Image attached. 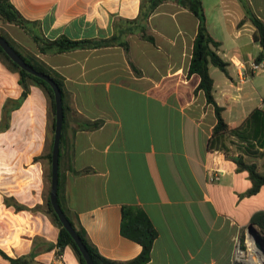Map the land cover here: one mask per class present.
I'll return each instance as SVG.
<instances>
[{
  "label": "crops",
  "instance_id": "1",
  "mask_svg": "<svg viewBox=\"0 0 264 264\" xmlns=\"http://www.w3.org/2000/svg\"><path fill=\"white\" fill-rule=\"evenodd\" d=\"M11 2L26 19L39 21L40 33L49 39L116 36L109 46L39 53L21 28L6 23L13 39L62 77L57 196L64 212L78 220L97 251L120 261L141 251L138 242L120 233L126 205L141 208L157 231L145 264H233L236 243H252L248 226L254 214L264 212V184L249 193L252 183L246 167L254 164L264 175V149L257 155L245 154L243 142L234 136L225 148L208 149L216 123L214 107L197 88L200 77L188 73L196 16L172 0L161 3L146 23L144 34L152 37L149 40L141 36L135 22L124 20L138 16L140 0ZM201 2L207 31L219 44L218 55L228 63L227 73L208 65L213 97L223 107L224 120L237 127L257 108L263 94L254 87L256 103L252 105V98L235 99L233 89L241 90L255 74L250 73L249 64L261 55L263 43L249 14L262 22L264 0ZM0 90L2 106L7 98H18V78L5 82ZM2 106L0 134L28 120L29 136L19 143L23 153L18 156L21 161L28 153L44 158L47 206L48 153L53 142L47 95L39 85H31L20 106L10 112L7 125L1 124ZM95 121L100 122L98 127L86 128ZM30 145L33 149L27 152ZM12 157L0 158L2 181L12 173ZM212 171L218 174L215 181L209 180ZM38 173H33L34 189L40 193L44 182ZM20 176L19 172L16 177ZM39 199L32 206L13 192L2 196L0 250L13 258L30 254L29 264H80L70 245L60 250L55 246L58 227L42 209L41 195ZM7 263L0 253V264Z\"/></svg>",
  "mask_w": 264,
  "mask_h": 264
},
{
  "label": "trees",
  "instance_id": "2",
  "mask_svg": "<svg viewBox=\"0 0 264 264\" xmlns=\"http://www.w3.org/2000/svg\"><path fill=\"white\" fill-rule=\"evenodd\" d=\"M167 0H140L138 16L132 20L124 19L127 22H135L138 25V32L142 37L151 40L152 37L145 35L146 23L149 16L157 9V7ZM182 8L193 13L198 19L197 32L193 41L192 56L188 67V73H196L200 77L197 88L203 90L208 103L214 107L216 123L212 129L211 135L207 141L208 149H223L226 146V141L230 136L236 137L240 142H243V152L248 155H257L260 149H264V112L258 108L250 111L244 121L237 127H230L222 116L223 107L219 106L213 97V79L209 74L208 65L212 64L218 67L224 73H227L228 63L224 61L217 53L216 42L208 33L206 21L201 0H172ZM247 13L249 11L247 10ZM254 25L259 30V37L264 43V30L262 23L254 16L249 14ZM0 22L11 23L21 28L35 43L39 53H60L73 49L95 48L112 45L116 36L108 38H91V39H71L66 35H60L56 38L49 39L44 37L40 32V22L37 20H28L14 7L11 0H0ZM38 28V31L35 28ZM0 35L3 36L8 43L16 50V52L34 69L48 74L57 83L63 94L62 77L51 69L44 61L36 54L32 53L9 34L0 29ZM120 45L126 48V43L121 42ZM0 60L11 70L18 73V84L21 87V93L18 98H7L2 106L1 124H8L10 112L18 108L22 101L27 96L31 85H39L46 93L51 119V130L54 131V98L51 87L41 78L36 77L24 69H21L15 64L0 47ZM134 68V65L132 64ZM63 104V102H62ZM64 113V112H63ZM64 116V115H63ZM99 121L92 124H87L86 128H96L99 126ZM234 143L233 140H229ZM48 159L51 160V152L48 153ZM239 162V160H238ZM249 170L251 179V188L249 193H256L264 184V175L256 170L254 164L246 166ZM59 201V200H58ZM21 206L16 205L19 209ZM63 210V208H62ZM64 211V210H63ZM47 213L50 215L54 224L58 227V234L55 246L62 249L70 245L79 258L80 264H86L85 260L75 245L72 237L67 230L61 225L56 214L54 213L49 199L47 200ZM65 213V212H64ZM66 214V213H65ZM68 220L81 237L86 245V248L92 258L94 264H145L150 259V252L153 241L157 235V231L148 218L147 214L139 207L126 206L122 207L120 233L141 245V251L135 257L128 260H112L103 257L88 240L84 228L80 225L76 218H72L66 214ZM252 223L257 225L264 232V212H258L253 215ZM0 253L7 259V264H29L32 256L24 255L20 257H9L0 250Z\"/></svg>",
  "mask_w": 264,
  "mask_h": 264
},
{
  "label": "rangeland",
  "instance_id": "3",
  "mask_svg": "<svg viewBox=\"0 0 264 264\" xmlns=\"http://www.w3.org/2000/svg\"><path fill=\"white\" fill-rule=\"evenodd\" d=\"M0 29L4 32L7 33L8 25L4 22H0ZM7 30V31H6ZM9 32V31H8ZM8 34V33H7ZM13 35H16V37H19L15 32H12ZM19 39V38H18ZM7 66L0 60V87L4 85L5 82L7 83H14L16 82L18 75L14 72H10L7 68ZM212 68H215L212 66ZM217 72L220 73V71L216 68ZM252 82H248L246 84H242V89L237 90L236 88L233 89V94H235V99H244L247 100L249 98L251 99L252 105L256 103L255 100V92H253V88L257 87L259 90H261V93L264 94V71H259L254 74V76L251 77ZM253 85V87H252ZM235 86H238L237 84ZM253 90V91H252ZM2 96H3V91L0 90V107L2 106ZM254 98V99H253ZM4 104V103H3ZM23 123H21L18 127L10 130L7 134L3 135L0 134V158L5 156L9 157L10 154H14L15 157H12V166H11V175L4 179L2 181V173L0 174V203L2 202V196L4 194H8L9 192H13L18 198H25L28 201V204L32 205L36 201H40L39 195L42 197V209L45 210L47 209L46 206V195L48 191V184L45 182L44 179V172L46 168L45 160L43 157H32V153H28L27 156L25 157L24 161L20 160V157L18 156V153H23V151L19 150V143L23 140H25L29 134L26 133V131L29 129V123L26 118H24ZM28 151H31L33 149V146L30 145ZM35 153L36 151H32ZM18 156V157H17ZM33 158V160H32ZM37 160V163L34 161ZM40 173L41 177L43 178L44 185L41 187V191L39 193L38 190L34 189L36 188L37 180L34 179L35 176H33V173L35 172ZM19 172L21 173L20 177ZM38 173V174H39ZM4 186V187H1ZM9 188V192H3V188ZM36 192V193H35ZM0 208L2 209V206L0 205ZM38 209V207H37ZM41 209V208H39ZM258 234L261 237H264V233L258 232ZM260 255V253H258ZM259 259V257H258ZM67 260L70 261L69 256H67ZM259 261V260H257ZM264 264V263H261Z\"/></svg>",
  "mask_w": 264,
  "mask_h": 264
},
{
  "label": "water",
  "instance_id": "4",
  "mask_svg": "<svg viewBox=\"0 0 264 264\" xmlns=\"http://www.w3.org/2000/svg\"><path fill=\"white\" fill-rule=\"evenodd\" d=\"M0 47L5 52V54L21 69H24L28 73L41 78L44 80L53 91L54 98V131H53V142L51 149V181H50V192L49 201L50 205L56 214L61 225L67 230V232L72 237L75 245L77 246L81 257L85 260L86 264H94L90 254L86 248V245L82 241L81 237L78 235L70 221L68 220L66 214L62 210V207L58 201L57 188H58V165H59V143L61 137V128L63 122V104L61 90L57 83L48 74L37 71L30 64H28L8 43V41L0 35ZM248 237L251 239L255 249L264 256V237H261L253 224L248 226L247 230Z\"/></svg>",
  "mask_w": 264,
  "mask_h": 264
},
{
  "label": "built area",
  "instance_id": "5",
  "mask_svg": "<svg viewBox=\"0 0 264 264\" xmlns=\"http://www.w3.org/2000/svg\"><path fill=\"white\" fill-rule=\"evenodd\" d=\"M264 30V20L261 22ZM249 70L251 74H254L259 71H264V43L261 55L253 60H251L249 64ZM241 74V73H240ZM241 80H244L245 75L242 74ZM248 78V76L246 77ZM257 108L264 112V94H262L258 99ZM218 179V174L215 171H212L209 175L210 181H215ZM259 252L255 249L253 243L250 245L246 244L243 246L240 242H237L234 249L233 255V264H250V261L253 259L259 260L260 255ZM57 260L62 259V255L60 252L56 253Z\"/></svg>",
  "mask_w": 264,
  "mask_h": 264
},
{
  "label": "bare ground",
  "instance_id": "6",
  "mask_svg": "<svg viewBox=\"0 0 264 264\" xmlns=\"http://www.w3.org/2000/svg\"><path fill=\"white\" fill-rule=\"evenodd\" d=\"M264 263V256L260 254V258L259 261H257L256 259H253L250 261V264H261Z\"/></svg>",
  "mask_w": 264,
  "mask_h": 264
}]
</instances>
